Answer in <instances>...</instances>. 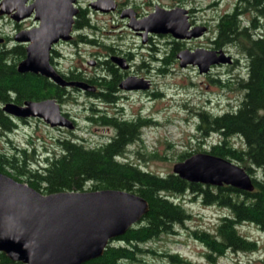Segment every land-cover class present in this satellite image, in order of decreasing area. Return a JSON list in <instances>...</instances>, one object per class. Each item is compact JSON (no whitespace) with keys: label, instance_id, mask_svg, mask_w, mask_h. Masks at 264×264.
I'll return each mask as SVG.
<instances>
[{"label":"rangeland","instance_id":"obj_1","mask_svg":"<svg viewBox=\"0 0 264 264\" xmlns=\"http://www.w3.org/2000/svg\"><path fill=\"white\" fill-rule=\"evenodd\" d=\"M87 1L90 0H78L81 8L79 14L83 15L87 23L72 31L76 40L77 34L83 35V38L81 41L55 46L58 52L57 59L55 58L58 61L57 68L63 72L79 70L89 77L93 72H98V68L90 65L88 60L94 57L102 59L109 52L106 47L111 45L120 47L125 53L130 50L131 63L138 65L139 60L140 62L144 60L151 66L150 69L140 67L139 74L152 81L150 89L152 94L125 93V98L119 99L114 106L118 108L121 105L124 115L129 118H134V111L138 107H143L140 114L146 118V121L139 125L140 138L126 145L122 158L118 159H126L145 171L165 176L172 173L171 167L174 162L182 160L181 155L209 151L208 146L215 142L217 134L203 136L196 130L197 112L204 110L211 114L222 113L235 108L242 96L241 91L229 90L226 87L222 89L221 83L228 79L225 69H212L207 76H203L190 67H179L176 61L163 64L166 67L163 71L154 69L159 63L152 61L149 54H155L154 49L158 50L157 56L166 52L169 49L165 45L166 36L171 39L170 34H155L151 40L147 38L142 41L141 36L132 34L131 29L115 13L94 12L86 5ZM177 1L186 7L192 5L198 7L199 10L195 11L198 21L208 23L207 19L212 18L208 23L209 31L200 39L186 42L184 45L186 47L195 44L206 45L208 43L206 38L215 30L213 21L223 12H231L235 6L241 11L244 9L241 13L248 12V17L256 18L255 28L264 34V4L254 10L249 9L251 6L244 3V0ZM6 15H0V44L4 42L2 47H9L14 43L12 36L15 31L12 21ZM239 17L241 23L248 22L244 15ZM29 22L30 20L25 24ZM229 50L237 56L236 46L229 47ZM241 64L243 66L241 65L240 71L245 72V61L242 57ZM228 83L231 88L234 86L231 81ZM60 103L61 111L67 112L69 118L73 119L72 129L49 127L40 119H29L26 124L17 123L11 130L4 131L0 127V152L11 155L15 154L18 148H26L31 152V144L36 143L34 152L28 160L32 163L35 160L42 162L47 152L59 153L57 140L70 138L86 147H97L114 133L111 126L91 120L93 106L101 109L105 107L110 115L114 112L110 104L99 103L79 89H70L69 94ZM228 141L238 147L242 146L237 136L230 137ZM251 167L253 170L251 169L249 175L261 179L264 175L262 170L253 165ZM10 174L20 182L24 181V176ZM167 195L180 204L187 218L174 223L170 232L161 233L156 238L139 244L142 251L136 256V262L129 264H264V232L256 225L240 222L235 226L241 236L254 243L251 249L237 250L228 247L223 249L221 254H217L204 247L194 237L193 232L206 231L211 235L215 234L221 217L230 215L228 207L213 201L203 203L198 193L193 194L188 190ZM116 242L118 241H111L113 244Z\"/></svg>","mask_w":264,"mask_h":264},{"label":"trees","instance_id":"obj_2","mask_svg":"<svg viewBox=\"0 0 264 264\" xmlns=\"http://www.w3.org/2000/svg\"><path fill=\"white\" fill-rule=\"evenodd\" d=\"M261 2L264 0H244L255 9ZM85 22L82 19V26ZM239 25L237 12L233 9L219 19L217 33L220 40L231 42L238 38L242 50L249 57L247 78L240 84L244 92L242 100L235 109L219 115L199 112L196 130L203 136L216 132L223 138L220 145L211 147L208 153L234 160L248 174L253 170L251 165L264 174V38L248 32L250 27L247 30ZM23 55L24 49L20 45L0 47V101L12 97L11 101L20 104L26 99H57L61 92L58 85L39 74L17 72L16 63ZM0 121L1 128L8 129L9 122L3 117ZM132 131L130 126L122 127L114 141L97 148L86 147L70 138L57 140L59 153L47 152L42 162L28 160L36 143L31 144V152L26 148H18L11 155L0 152V172L9 176L10 173L24 176L25 184L43 194L65 190L117 189L136 193L147 201V211L139 221L112 239L118 241L116 244L110 240L99 257L81 264L136 262V256L142 251L139 244L170 232L174 223L187 218L180 204L167 195L184 190L198 193L203 203L218 202L230 211V215L221 217L217 223L215 234L193 232L204 247L221 254L228 247L248 250L254 246L252 241L236 231L235 226L240 222H249L264 232V175L261 179L250 176L252 191L228 185L217 187L188 182L174 173L159 176L118 159L123 155V144L130 141ZM232 136H237L242 146L230 143L228 139ZM187 155H181L180 159ZM0 264L21 263L8 259L0 252Z\"/></svg>","mask_w":264,"mask_h":264},{"label":"water","instance_id":"obj_3","mask_svg":"<svg viewBox=\"0 0 264 264\" xmlns=\"http://www.w3.org/2000/svg\"><path fill=\"white\" fill-rule=\"evenodd\" d=\"M25 1L0 0V15L7 14L18 21L32 12L37 21L36 27L13 35L15 42L26 43L24 57L16 63L17 72L39 74L59 86L92 90L86 82L66 81L49 63L52 44L70 38L72 16L77 11L72 6L73 0H33L28 5ZM89 6L101 11L113 8L110 0H96ZM127 26L143 30L142 35L147 31L168 33L177 39L199 36L204 30L198 26L189 28L185 10L180 7L155 8L145 19L129 22ZM176 57L180 66L196 63L199 72L212 64L230 62V57L219 50L183 49ZM1 109L18 118H40L50 127L73 128L53 98L26 99L21 104L5 102ZM171 171L188 182L228 185L244 191L253 189L243 167L208 152H195L174 162ZM147 208L144 198L126 190H65L43 194L0 172V252L21 264H81L99 257L108 242L139 221Z\"/></svg>","mask_w":264,"mask_h":264},{"label":"flooded vegetation","instance_id":"obj_4","mask_svg":"<svg viewBox=\"0 0 264 264\" xmlns=\"http://www.w3.org/2000/svg\"><path fill=\"white\" fill-rule=\"evenodd\" d=\"M32 1L33 0H26L24 4L28 5ZM94 1H96V0L87 1L86 5L89 8H91L89 6V3H92ZM169 1L170 2L167 3V2H164L163 0H141L140 2H136L134 0H121V1L110 0L113 8L108 10V11L94 10L92 8L91 9L94 12L115 13L120 20L125 22L126 26L129 22H132V21L134 22V21H139V20L145 19L147 16H149V14L151 12L154 11L155 8L170 10V9L180 7L182 9H184L186 21L189 24V28L198 26V27H203L204 30L202 31V33L199 36L190 37V38L177 39V38H173L170 35L173 39L172 38L168 39V36H166L167 40L165 41V45H167L169 47V49L166 50V52L161 53L160 56L156 55V52L158 51L156 49H154L155 54H153V55L149 54V57L151 58L152 61L159 63V65L157 67L154 66V69L163 71L166 68L163 64L176 61V63L178 64L179 67H182V68L183 67L184 68L190 67V69H194L197 73L202 74L203 76L204 75L207 76L212 71V69L223 68V69H225V74H226V77L228 79H226V82L221 83L222 89L224 90V87H226L229 90H237L238 92L241 91L242 96H241V99L239 100V102H240L242 100L243 93H244L240 89V86H241L240 84L242 83V81L246 80V78H247V64L249 61V57L242 50V45L239 44L238 38H237V41H231V42L226 41L224 39L220 40L218 38L217 23H218L219 19L224 14H226L227 12H223L220 16H218L213 21L215 23L214 24L215 30H214L212 35H210L206 38V40L208 41V43H206V45L195 44V45H191V46L186 47V46H184L186 44V42H191L192 39H200L206 32L209 31L208 23H210L212 18L210 17L207 19L208 23L203 22L201 20L198 21L197 18L195 17V11L199 10L198 7H194L193 5H192V7H186L185 5L178 3L177 0L176 1L169 0ZM263 4H264V2H261L259 4V7H260V5L262 7ZM72 6L77 8V11L72 16L73 20H72V24H71L70 38L67 41L58 40L56 43L52 44L51 49L49 50V63L52 65V67L55 69V71L66 81H83L92 87V90H90V91H82L81 89H79L80 92L87 94L91 99L98 101L99 103L110 104L112 106L114 112H112L110 115L106 111L105 107L101 109L97 106H95V107L93 106L91 108V111H92L91 120L92 121H94V122L99 121L102 125L111 126L114 129V133L111 134L109 137H107L106 140L102 144L98 145L97 147H100L103 145L105 146L106 144H109L110 142L114 141L118 137L119 131H121L122 127H126V126L132 127L133 131H132L131 136H130L131 139H130V141H127L123 144V150H124L126 145H128L129 143H132L133 141L140 138L139 137V125L142 122H145L146 118L144 115L140 114L141 113L140 111L143 109V107H141V108L138 107L134 111V118H129L126 115H124V111H123V108L121 105L118 106V108H114V106H116L115 104L117 103V101H119V99L125 98V93L135 92V93H142V94H147V93L152 94V92L150 91V89L152 87V81L150 79L146 78L144 75L139 74V68L140 67H145V68L150 69L151 66L149 65V63H146L144 60H142L141 62L139 60L138 65H136L134 62L131 63L130 60L132 59V53L130 50H129L130 53L129 52L125 53L121 50L120 47L111 45L109 47H106L109 52L106 53L102 59H100L99 57H94V58L88 60V63H90V65H93L94 67L98 68V72H93L89 77H87L86 75H83V73L79 70H75V71L69 70L68 72L60 71L56 66L58 63V61L56 60L57 56H58V52L55 50V46L57 44H61V43H74L77 40L81 41V39L83 38V35L77 34L76 35L77 40H76L74 35L72 34V31L74 29H78L82 26V19H84L86 21V19L83 17V15L79 14V11H81V8L79 7L78 0H73ZM259 7H257V8H259ZM234 9L237 12V20L240 23L239 26L246 27L247 30H248V27H250V31L248 30V32H250L254 36L261 35V37L264 38V34L261 31L260 32L257 31V28H255L256 27V24H255L256 18L248 17V15H247L248 12L241 13L244 9L241 11V10L237 9V6H235ZM249 9L255 10V8H253V7H250ZM86 10H87V8L84 9V11H86ZM240 15H244L245 19H247L248 22L241 23L240 17H239ZM6 16L12 21L13 31H15V33L17 31H20V30H28V29H31V28L37 26V21H35L33 19V13L32 12L30 13L29 16L24 17L18 21L12 20L9 15H6ZM28 20H30V22L25 24V22H27ZM78 23L80 24L79 26H78ZM85 23H87V22H85ZM263 28H264V26H263ZM131 32L135 36H138V37L141 36V39H143L142 41H145L147 38H148V40H151L153 35L156 34V33H152V32L147 31L144 35H142L143 30H134V29H131ZM12 40H13V36H12ZM216 40H218V42H216ZM0 41H1V39H0ZM13 42L14 43H12V45H10V46L20 45L24 49V46L26 45V43H17L15 41H13ZM1 45L4 46L3 41L0 44V47H2ZM231 46L237 47V50H236L237 56H236V54L231 53V51L229 50V47H231ZM9 47H5V48H9ZM154 47H155V45H154ZM181 49H186L189 52H194L195 49L215 50V51L219 50V51H222L225 55L230 57V62L229 63L212 64V65H209L205 71L199 72L200 67L196 63H187L185 66L179 65V60L176 57V54ZM24 54H25V50H24ZM239 54H240V56H238ZM23 57H24V55H23ZM23 57H21L19 60H21ZM241 57L245 61V65H244L245 72L240 71L241 65L243 66V64H241ZM80 72L82 73V75L80 74ZM128 79H131V81H127ZM210 80L218 81L217 79H210ZM229 81H231L234 85L232 88L230 87V85L228 83ZM107 83H110L111 85L109 86V85H107ZM55 85H57V84H55ZM135 85H137V86L140 85V86L136 87ZM59 87L61 89L60 95L57 99L55 97L53 99L58 103V105L60 107V104H61L60 102L66 97L67 94H69L70 89H76L77 90L78 88L77 87H71V86H59ZM125 87H129V88H125ZM129 89H142V90H129ZM11 100H12V97H9V100H7V101H0V118L3 117L9 122L8 129H5L4 131L11 130L12 127L17 125V123L26 124V123H28L29 119H37V118H28V117L18 118V117H14L8 113L3 112L1 109L2 105L5 102H13ZM233 109H235V108H233ZM233 109H230V110H233ZM203 111L204 110L197 112V122L199 121L198 113L203 112ZM226 111H229V110H225L222 113H224ZM61 112L69 118L67 112H64V111H61ZM219 114H221V113L212 114V116L219 115ZM118 115H120V117H118ZM69 119L73 123V119L72 118H69ZM0 127H1V121H0ZM214 133H216V132H214ZM208 134H210V133H208ZM216 134H217L216 135L217 139L215 140V142L210 143V145L208 146L209 149L213 146L220 145V142H222V140H223L221 135H219L218 133H216ZM97 147H95V148H97ZM124 152H125V150H124ZM124 152H123V154H124ZM121 161H127V160L122 159ZM127 162H129V161H127ZM130 163H132V162H130ZM132 164H134V163H132Z\"/></svg>","mask_w":264,"mask_h":264}]
</instances>
